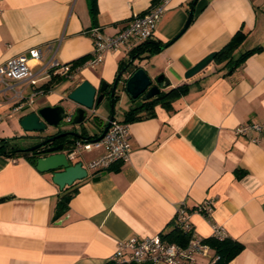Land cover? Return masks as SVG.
Here are the masks:
<instances>
[{
	"label": "crops",
	"instance_id": "obj_1",
	"mask_svg": "<svg viewBox=\"0 0 264 264\" xmlns=\"http://www.w3.org/2000/svg\"><path fill=\"white\" fill-rule=\"evenodd\" d=\"M191 1L169 0L151 39L165 43L175 36ZM194 1L192 19L176 39L133 61L152 79L164 75L167 84L160 83V89L186 82L187 91L171 100V108L157 104L153 115L126 121L128 159L112 162L99 174L88 171L67 185L74 192L62 215L53 218L66 186L59 188L51 172L37 170L26 157L13 161L0 153V264H106L120 240L168 230L181 201L199 236H210L213 224H219L243 244L228 264H264V131H234L242 122H264V0ZM151 3L95 0L92 12L89 0H0V62L38 46L41 58L27 61L33 74L51 56L69 62L90 54L91 27L114 34ZM239 28L246 36L232 57L254 46L258 50L230 71L229 64L212 60L193 76H184ZM132 48L123 44L107 52L94 67L73 70L72 79L56 77L48 90L42 88L31 104L18 109L12 107L11 91L0 88V130L5 132L0 137L26 134L18 123L22 115L65 103L67 93L83 79L95 86L111 82ZM47 78L39 75L38 84ZM15 87L24 94L31 90L24 82ZM101 105L89 116L95 122L93 132L75 124L84 136L95 138L101 132L109 115L97 112ZM68 128L76 131L74 125ZM255 136L257 141L251 139ZM22 139L15 141L20 146L34 142ZM103 152V146L83 149L77 160L86 165ZM206 198L213 200L209 219L191 210ZM198 260L205 264L204 258Z\"/></svg>",
	"mask_w": 264,
	"mask_h": 264
},
{
	"label": "built area",
	"instance_id": "obj_2",
	"mask_svg": "<svg viewBox=\"0 0 264 264\" xmlns=\"http://www.w3.org/2000/svg\"><path fill=\"white\" fill-rule=\"evenodd\" d=\"M169 0H157L152 2L148 8L138 14L133 15L124 25L114 34H106L100 26H93L88 30L93 39L91 53L85 61L77 66L94 67L103 60L105 54L109 51L118 50L123 44L135 46L139 42L151 38L157 22L166 8ZM42 56L41 48L33 46L25 52L13 55L0 62V88L11 91L13 108L18 109L24 105L31 104L35 96L42 92L38 84V76L52 75L65 76L73 78L69 62H60L51 56L46 63L37 72L31 74L28 71V59H40ZM18 82H24L25 86L31 88L28 94H24L23 88H16ZM1 118V116H0ZM69 120V117L66 118ZM253 129L258 132L264 131V122H242L238 124L234 131L236 134L244 135L248 130ZM257 141L258 137H252ZM129 131L126 121L113 118L110 124L99 139L77 138L71 141L65 151L70 162H76L81 150L91 147H104V152L96 158L82 165L86 171L99 174L105 170L112 162L124 161L129 157ZM15 161L16 158L12 157ZM191 210L201 213L206 218H211L213 210V200L206 198L195 205ZM190 210L186 204L181 201L176 207L172 218V225L189 233L190 238L185 245L176 242H168L161 238L160 234H154L138 238L135 236L120 240L116 249L108 260L115 263L135 264H155L163 262L166 264H201L198 258H204L205 264H214L218 258L214 254L210 245L204 241V237L199 236L189 220ZM210 236L222 239L227 236L222 225L213 224L212 234Z\"/></svg>",
	"mask_w": 264,
	"mask_h": 264
},
{
	"label": "water",
	"instance_id": "obj_3",
	"mask_svg": "<svg viewBox=\"0 0 264 264\" xmlns=\"http://www.w3.org/2000/svg\"><path fill=\"white\" fill-rule=\"evenodd\" d=\"M194 4L195 1H193L189 7L184 26L168 42H165L162 47L171 43L187 27L193 16ZM214 55L215 51H211L204 55L185 70L184 76L188 78L196 74L212 61ZM133 61V58L129 59L117 70L111 82L102 80L99 86H95L89 80L83 79L67 93L64 98L65 103L40 106L27 112L18 119L20 127L26 132V134L18 137L36 139V142L27 146H21L19 150L33 152L36 169L39 171L51 172V179L59 188L70 185L77 179L86 177L87 171L80 161L70 162L65 153L68 146H65L63 143H57L46 147L43 146L61 137H70L67 139L68 145L71 142L69 140L74 137L88 138L80 132L69 129L68 127L75 124H81L83 127H86L84 120L90 116V113L94 111V108L97 107L104 98H107L110 112L101 132L94 138L99 139L103 136L110 121L114 118L115 110L113 99L116 96L119 97L120 91L126 92V94H129L132 98L140 96L141 99H148L159 93L160 87L158 83L163 85L167 84V80H165L163 74H159L152 79L142 66ZM118 85L119 88L118 91H116ZM107 88H109V91H107ZM67 117H69V120H66ZM47 126L59 131L55 134L42 135L40 132L45 130ZM29 132L39 133L30 134Z\"/></svg>",
	"mask_w": 264,
	"mask_h": 264
},
{
	"label": "trees",
	"instance_id": "obj_4",
	"mask_svg": "<svg viewBox=\"0 0 264 264\" xmlns=\"http://www.w3.org/2000/svg\"><path fill=\"white\" fill-rule=\"evenodd\" d=\"M90 1V11L95 12L96 11V4L95 0H89ZM157 0H152V2H156ZM194 0L191 1V3ZM246 36V32H244L241 28L236 30L230 39L218 50L215 51V55L213 57L214 62H220L224 61L225 64H229V69H233L235 66H237L247 55L251 54L252 52L259 49V46H254L252 48H249L243 52H241L237 57L233 58L232 53L233 51L242 43ZM164 43H161L159 40L155 39H145L131 49V52L129 54V57L126 61H124L118 70L131 58L133 59H140L146 56H149L151 54H154L159 49L163 48L162 45ZM89 54L82 55L76 59H73L69 61L71 64V70L75 69L77 66L81 65L86 58H88ZM56 77H60L59 75H52L48 81L41 84L40 87L44 88V90H48L50 85L55 81ZM187 83L182 82L180 84L174 85L169 87L168 89H160L159 93H157L155 96L150 97L148 99H140L132 98L129 94L128 97L130 99V105L129 107L124 111L123 113V121H132L135 119L142 118L143 116H150L154 114V107L157 104H160L161 106H164L166 108H171V100L177 97L180 94H183L187 91ZM118 99V96H116L113 101L115 102ZM103 126L101 127L102 130ZM83 135V134H82ZM98 134H95V137ZM18 136L14 137H0V153L8 156V157H18V156H24L28 158L33 164H35V156L33 155V152H24L19 150L21 147L15 140L18 139ZM78 137H74L73 139H70L69 141H73L74 139H77ZM88 138H91L88 136ZM109 168V167H108ZM107 168V169H108ZM74 190L69 188L68 186L64 187L62 189V192L59 195V198L56 202L55 208H54V214L53 218H58L60 215H62L66 208H67V202L71 195L73 194ZM161 238L168 242H176L180 245L187 244L190 235L189 233L174 227L171 225V227L163 232L159 233ZM204 241L207 242L211 249L213 250L214 254L218 256V258L215 260L214 264H228V262L243 248V244L235 239L230 238L229 236H226L222 239H218L213 236H207L204 237ZM106 264H135L133 262L128 263H115L112 260H108Z\"/></svg>",
	"mask_w": 264,
	"mask_h": 264
},
{
	"label": "rangeland",
	"instance_id": "obj_5",
	"mask_svg": "<svg viewBox=\"0 0 264 264\" xmlns=\"http://www.w3.org/2000/svg\"><path fill=\"white\" fill-rule=\"evenodd\" d=\"M66 84L69 85V86H72L74 84V81L72 80H65ZM118 88H119V85L116 89V91H118ZM104 103V104H103ZM101 107H99L98 109V113L100 114H107V112H110V106H109V103L107 101V98H104L101 102ZM130 104V101H129V98L127 97L126 93H122V96L121 97H118V99L114 102V110H115V114H114V117L119 119L121 116H123V111L125 108H127V106ZM84 124L87 128V130L89 132H93L95 130V122L92 120V117H87L85 120H84ZM75 126V129L76 131L80 132L81 129L80 126L78 125H74ZM54 129H52L51 127L47 126V128L45 130H42L41 133H44V134H48V133H51L53 132ZM5 132H2L0 130V134H3ZM23 141H26V143L28 142H31L32 140H34V142H36V139H32V138H23L22 139ZM32 142V143H34ZM30 143V144H32ZM28 144V145H30Z\"/></svg>",
	"mask_w": 264,
	"mask_h": 264
},
{
	"label": "flooded vegetation",
	"instance_id": "obj_6",
	"mask_svg": "<svg viewBox=\"0 0 264 264\" xmlns=\"http://www.w3.org/2000/svg\"><path fill=\"white\" fill-rule=\"evenodd\" d=\"M158 85H160V83H158ZM107 91H109V88H107ZM140 98V96H138ZM141 99V98H140ZM59 131V130H58ZM56 129L51 132V133H48V134H55L56 132H58ZM61 131V129H60ZM44 135V134H42ZM70 137H61V138H57L51 142H48L45 146L43 147H46V146H49V145H54V144H57V143H63L65 146H68V140Z\"/></svg>",
	"mask_w": 264,
	"mask_h": 264
}]
</instances>
